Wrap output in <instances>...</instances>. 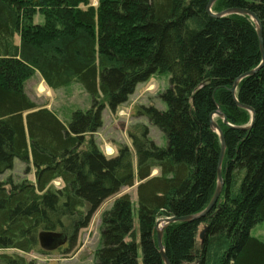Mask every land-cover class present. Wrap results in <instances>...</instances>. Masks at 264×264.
<instances>
[{"label": "trees", "instance_id": "obj_1", "mask_svg": "<svg viewBox=\"0 0 264 264\" xmlns=\"http://www.w3.org/2000/svg\"><path fill=\"white\" fill-rule=\"evenodd\" d=\"M208 1L98 0L79 8L87 0H0V174L14 159L34 169L32 182L0 180V249L45 253L38 234L56 231L67 235L57 250L68 254L113 197L94 264H139L131 198L120 194L136 185L142 263L164 264L156 220L198 213L215 191L220 140L209 116L219 110L231 125L214 119L225 141L222 191L203 217L168 224L163 248L170 264H264V241L251 234L264 222V63L235 91L254 111L251 124L230 92L261 62L256 25L246 14L212 17ZM32 6L48 8L41 22L32 20ZM227 8L254 13L264 44V0H216L211 12ZM32 70L52 90L80 84L90 107L61 121L25 93ZM157 72L170 74L160 94L166 109L137 105L134 112L164 133L166 146L136 123L127 130L131 147L106 155L93 137L105 105L114 111ZM0 263L35 261L0 253Z\"/></svg>", "mask_w": 264, "mask_h": 264}, {"label": "rangeland", "instance_id": "obj_2", "mask_svg": "<svg viewBox=\"0 0 264 264\" xmlns=\"http://www.w3.org/2000/svg\"><path fill=\"white\" fill-rule=\"evenodd\" d=\"M98 0H87V5L79 4V8L87 6L97 7ZM35 12L32 14L33 21H42L44 11L48 8L32 6ZM18 41V36H16ZM169 73L157 72L153 74L147 81L138 83L132 94L129 95L127 101L118 106L114 111H111L108 105H105L102 111V125L94 133L93 137L97 142L101 151L106 155L114 154L117 151L119 144L131 147V140L127 130L136 123H144L149 129V138L158 146H166V137L156 126L151 125L143 116H137L134 108L137 105H153L159 110H165L166 104L160 97V94L169 86ZM25 93L37 105L46 107L52 110L58 118L63 122H68L74 111L86 110L91 105L90 96L86 93L83 87L78 83H71L67 86L50 89L37 71H31L23 82ZM215 117L218 116H214ZM134 161V157H133ZM157 169H154L152 174L156 175ZM11 179L13 182L22 180L34 181V169L31 163L27 164L19 159L13 160V167L3 174H0V180ZM56 186L60 185V180H55ZM128 193L131 198L133 207L134 230L136 233L137 242V259L139 264L142 263V253L138 237V222H137V196L136 185L129 188H123L120 192ZM113 197L106 199L99 208L94 212L90 223L87 227L82 228L77 237V245L72 252L65 254L60 250L51 252H22L16 249H0V253L18 254L27 260L33 259L35 264H94V253L100 244V223L102 212L109 209L113 202ZM202 226L199 227V230ZM261 230L260 234L258 233ZM251 234L260 236L264 240V222L257 223L252 229ZM130 238L128 237L127 240ZM1 264V263H0Z\"/></svg>", "mask_w": 264, "mask_h": 264}, {"label": "water", "instance_id": "obj_3", "mask_svg": "<svg viewBox=\"0 0 264 264\" xmlns=\"http://www.w3.org/2000/svg\"><path fill=\"white\" fill-rule=\"evenodd\" d=\"M216 0H209L207 5H206V10L207 12L210 14V16L212 17H223L229 14H246L248 16L251 17V19L255 22L256 25V31H257V35H258V42H259V49H260V53H261V62L258 66H256L255 68L241 74L240 76H238L233 84L232 87L230 88V92L234 97V100L236 102V104L242 108H245L247 110L250 111L251 113V121L250 124L253 121L254 118V111L251 107L244 105V104H240L236 98H235V91L237 89V86L240 82V80L246 76L252 75L254 74L258 68L264 63V44H263V38H262V30H261V25L257 19V17L254 15V13H252L251 11L247 10V9H242V8H227L224 9L218 13H213L211 12V6L212 4L215 2ZM219 116L222 118L223 122L229 126H231L226 118L225 115L219 111L216 110L213 113L210 114L209 116V120H210V126L212 127V129H214L216 131V133L219 136V140H220V152H219V157H218V162H217V185L215 188V191L209 201V203L206 205V207L201 210L198 213L195 214H190V215H184V216H170V217H161L158 218L156 220L155 223V231H156V241H157V247L159 250V254L162 258V260L164 261V264H170L166 254H165V250L163 248V244H162V232L163 229L170 223L175 222V221H191V220H195V219H199L201 217H203L204 215H206L210 209L215 205L221 191L223 188V180H222V174H221V163H222V159H223V155H224V150H225V141L223 138V134L221 129L219 128V126L217 125V123L214 120V116ZM250 124L246 127H242V129L245 128H249ZM205 231H206V226H203L202 229L199 231L198 237L200 240L203 239L204 235H205ZM68 241V237L65 233L63 232H56V231H41L38 234V243L40 248L45 251V252H51L54 250H57L58 248L62 247L66 242Z\"/></svg>", "mask_w": 264, "mask_h": 264}, {"label": "crops", "instance_id": "obj_4", "mask_svg": "<svg viewBox=\"0 0 264 264\" xmlns=\"http://www.w3.org/2000/svg\"><path fill=\"white\" fill-rule=\"evenodd\" d=\"M35 22H41V21H35ZM261 230L258 232L260 234ZM263 232V231H262ZM262 232H261V235H262ZM258 238H260V236H256ZM261 239V238H260ZM262 240V239H261ZM264 241V240H263Z\"/></svg>", "mask_w": 264, "mask_h": 264}, {"label": "built area", "instance_id": "obj_5", "mask_svg": "<svg viewBox=\"0 0 264 264\" xmlns=\"http://www.w3.org/2000/svg\"><path fill=\"white\" fill-rule=\"evenodd\" d=\"M108 155H111V153H110V154H108Z\"/></svg>", "mask_w": 264, "mask_h": 264}]
</instances>
